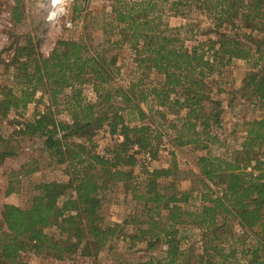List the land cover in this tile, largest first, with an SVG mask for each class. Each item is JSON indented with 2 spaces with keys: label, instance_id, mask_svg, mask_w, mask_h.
<instances>
[{
  "label": "trees",
  "instance_id": "16d2710c",
  "mask_svg": "<svg viewBox=\"0 0 264 264\" xmlns=\"http://www.w3.org/2000/svg\"><path fill=\"white\" fill-rule=\"evenodd\" d=\"M105 1L101 14L85 13L75 3L73 8L81 30L99 29L102 43L80 32L56 41L43 56L27 35L9 62L0 57L2 70L9 71L8 84H0V120L34 105L15 133L39 139L40 156L49 167H64L68 177L31 185L25 208L0 206V264H25V252L56 261L97 257L122 230L99 215L116 189L138 205L129 240L163 247L159 256L135 264H264V0ZM191 11L215 23L202 40H195L191 24L167 21L186 19ZM11 17L13 24L21 20L17 7ZM123 48L131 51L133 66L126 85L114 54ZM237 61L257 69L227 105L239 94L263 116L243 120L241 141L230 148L214 130L221 128L223 111L210 84ZM103 128L122 140L115 138L99 154L92 139ZM164 140L178 151L204 152L195 169H180L173 149L168 162L154 165ZM215 146L223 152L213 153ZM17 151V143L0 133V166ZM12 174L5 195L16 192ZM192 231L198 240L190 243Z\"/></svg>",
  "mask_w": 264,
  "mask_h": 264
},
{
  "label": "rangeland",
  "instance_id": "374dc122",
  "mask_svg": "<svg viewBox=\"0 0 264 264\" xmlns=\"http://www.w3.org/2000/svg\"><path fill=\"white\" fill-rule=\"evenodd\" d=\"M48 2L49 0H0V57L5 62L11 60L16 47L25 45L27 35L32 38L35 50L43 56H47L50 53L56 41L76 39L80 32L89 34L97 44L103 42L105 38L99 29L90 28L89 26L86 32L82 31L83 29L81 30V18L76 17L73 8L75 3L85 13L101 14L106 10L107 2L105 0H73V6L69 8L65 18L61 19L55 26H48L44 22ZM14 7H17L18 13L21 14V20L16 24H13L11 17V10ZM167 21L169 26L191 24L194 32L197 31L198 33L195 40H202V34L215 26L211 16L200 11H191L186 19L168 18ZM40 22H42L41 25L39 24ZM65 22H71L72 26L70 29L65 28ZM253 36L259 38L262 34L254 33ZM209 38L212 39L214 37L210 35ZM195 40L186 42L185 46L190 48L195 44ZM248 44L252 48L256 46L253 42ZM261 50L264 54V47ZM114 54H116L117 64L121 68L120 82L122 85H126L132 79L131 51L123 48L122 50L114 51ZM254 69L251 68L250 63L236 62V64L234 63L232 66L222 69L219 76H212V80L216 84H210L212 88L211 96L213 100L221 103L223 111L221 128H214V130L219 135V139L225 142L226 147L233 148L237 142L241 141L242 134L239 132L243 120L247 118L258 119L263 116V111L258 106H253L246 100L240 99L239 94L234 96L235 99L231 106L227 105L231 94L240 90L242 80L248 72ZM8 76L9 71L4 72L0 66V84H8ZM84 94L88 101H94V95L89 88L85 89ZM41 108L42 106L39 105L38 109L41 110ZM33 111L34 105H29L22 115L10 113L5 120H0L1 135L5 138H12L18 146L17 155L8 158L0 166V206L9 204L25 208L29 202L31 185L51 181L63 183L68 179L64 167H49L47 159L40 156L41 147L39 144L41 141L39 139L15 133L20 128L19 126L17 127V122L21 123L29 120ZM59 118H65V116L63 115ZM125 118L128 119L127 116ZM233 130L235 131L234 135L232 134ZM233 137L235 139H232ZM115 138L117 139V136L112 138L108 134L107 128L101 129L92 139L95 151L99 154L106 153ZM164 143L159 159L154 165H164L168 162L170 158L167 152L169 149H173L179 168L182 170H194L196 157L204 154L202 151H195L188 147L178 151L167 145L166 140H164ZM219 148L217 149V146H215L212 148V152H223ZM34 168H37L35 172L24 176V171ZM11 172L13 173L12 180L16 182V192L5 195ZM179 186L181 189L186 188L187 182L180 181ZM137 209L138 205L135 202L130 201L122 190L116 189L111 195V202L101 207L99 215L104 223L119 224L122 230L118 237L112 240L97 257L87 259L76 255L70 259L56 261L49 257H38L30 252H25L21 254L22 262L25 264H135L149 257L159 256L163 251V247L156 246L148 249L144 241L129 240L135 225L130 219ZM140 228H145V225L142 224ZM48 232L53 234L55 231L50 230ZM188 236L190 243L198 240L195 231L189 232Z\"/></svg>",
  "mask_w": 264,
  "mask_h": 264
},
{
  "label": "built area",
  "instance_id": "2783aa9c",
  "mask_svg": "<svg viewBox=\"0 0 264 264\" xmlns=\"http://www.w3.org/2000/svg\"><path fill=\"white\" fill-rule=\"evenodd\" d=\"M73 3V0H49L44 22L48 26L57 25L61 19L65 18L69 8L73 6ZM64 26L65 28L70 29L72 24L71 22H65ZM121 140L122 138L117 136V141ZM134 150H136V147H134Z\"/></svg>",
  "mask_w": 264,
  "mask_h": 264
},
{
  "label": "crops",
  "instance_id": "0c3cea01",
  "mask_svg": "<svg viewBox=\"0 0 264 264\" xmlns=\"http://www.w3.org/2000/svg\"><path fill=\"white\" fill-rule=\"evenodd\" d=\"M263 53V52H262ZM238 63H246V62H243V61H237ZM235 64H236V62H235ZM247 64V63H246ZM230 66H232V65H230Z\"/></svg>",
  "mask_w": 264,
  "mask_h": 264
}]
</instances>
